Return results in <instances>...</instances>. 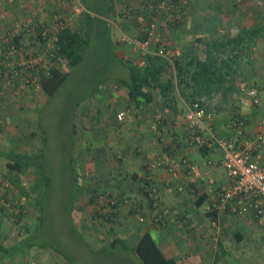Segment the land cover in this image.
Masks as SVG:
<instances>
[{
    "label": "crops",
    "instance_id": "0c3cea01",
    "mask_svg": "<svg viewBox=\"0 0 264 264\" xmlns=\"http://www.w3.org/2000/svg\"><path fill=\"white\" fill-rule=\"evenodd\" d=\"M111 2L107 8L109 15L101 21L110 25L111 46L120 66L128 72V75L118 77L113 82L116 85L110 89L113 98L120 100L124 107L117 111L120 126L115 131L114 148H110V154L105 152L100 157L96 154L86 158L89 168L86 174L91 173V176L85 189L92 197L101 193L120 199L116 210L121 217L125 212L135 214L132 211H136L137 214L141 209L151 213L153 208L146 201L147 191L151 184H156L165 206L166 223L159 228L146 222L137 224L131 232L130 229L124 231L126 236L123 237L88 240L97 248L125 242L126 245L122 246L138 259L132 248L140 234L148 231L163 253L178 264H264V224H259L253 216L213 209L214 190L230 183L226 172L221 178L217 173L220 167L226 171L222 150H215L211 145L202 149L189 144L186 120L189 103L181 97L178 89L173 93L171 106H165L158 87L151 89L154 101L150 103L137 105L130 100L122 80L129 79L130 64L142 67L147 61L139 49L120 41L124 34L144 36L150 22L156 20L168 40L166 58L169 63L162 72L165 80L175 79L172 74H166L170 69L175 72V60L187 64L194 57L206 59L208 49L215 52L219 43L218 46L225 51L221 53L220 61L224 59L227 65H233L236 72L227 79V85L232 84V87L215 95L209 102V107L215 110V117L212 131L209 129V133L205 131L203 135L210 137L212 132L217 136H230L229 121L237 114L246 120L248 134L252 137L260 130V120L264 119V0ZM82 5L85 10L78 17V29H85L90 22L88 8ZM239 35L244 36V41L235 49L222 45L225 40ZM239 82L259 89L262 97L259 106L240 103ZM120 112L125 114L122 120L118 118ZM160 115L164 117L161 134L153 128ZM158 157L174 163L178 174L174 176L166 167L156 165L154 160ZM183 158L198 165L199 175L181 163ZM256 158L264 165L263 145L257 148ZM179 185L185 187L183 192L177 191ZM127 198L135 199V203L128 205ZM89 201L93 207L91 217L95 221L103 218L99 212L102 203L93 202L91 198ZM132 234L135 238H128ZM2 242L5 244L3 238ZM255 243V247L250 246ZM1 255L0 264H9L7 256ZM253 256L258 263H249Z\"/></svg>",
    "mask_w": 264,
    "mask_h": 264
},
{
    "label": "rangeland",
    "instance_id": "374dc122",
    "mask_svg": "<svg viewBox=\"0 0 264 264\" xmlns=\"http://www.w3.org/2000/svg\"><path fill=\"white\" fill-rule=\"evenodd\" d=\"M111 1L81 0L88 8L90 17L89 24L83 29L89 39L84 60L71 70L66 82L52 97L47 99L40 85L23 87L22 82H1L0 148L40 153L38 165L44 174H41L44 178L39 195L42 220L34 238L24 239V222H36L37 206L32 201L36 197L32 195L37 194L32 193L31 201L25 202L13 181L30 189L38 179L37 173L33 168L23 173L11 172L6 160L0 159V209L5 207V211H0V220L3 224L2 238L7 244V250L0 252V258L4 253L9 264L139 262L120 242L97 248L88 240L123 237L126 236L124 231L130 229L131 232L137 224L146 223L140 222V213L128 212H125L127 217L125 214L121 217L117 215L115 222L111 224L95 221L91 217L93 207L89 201L92 196L85 189V183L91 176V173L86 174L89 169L86 158L96 154L100 157L105 152L110 154V148H114L115 131L120 126L117 111L124 107L120 100L113 98L114 94L110 89L116 85L113 82L118 77L128 75V72L120 66L115 49L111 46L108 35L110 25L101 21L109 15L107 8ZM72 4L71 0H7L0 10V41L8 39L11 34L15 35L17 30L13 26L18 28L22 22L53 29L56 16L69 14ZM78 17L72 28L78 29ZM12 56L22 59L21 55ZM15 60L11 62L12 66L18 64ZM49 65L50 61L45 60L43 66L48 68ZM61 67L68 70V62ZM18 73L25 74L23 70ZM166 74L173 75V69ZM23 78L25 77H21V80ZM243 83L239 82V87ZM225 172L222 167L218 168L220 178ZM114 198L120 204V199ZM127 199L128 205L135 203V199ZM146 201L151 202L148 196ZM21 203L26 207L25 217L22 223H16L15 213L19 212L17 205ZM160 203L165 207L162 201ZM139 211L150 214L143 209ZM74 213L78 216L77 221ZM18 238L24 239L23 242L20 243ZM128 238L135 237L132 234ZM255 245L256 243L250 246ZM253 257L249 263H258Z\"/></svg>",
    "mask_w": 264,
    "mask_h": 264
},
{
    "label": "built area",
    "instance_id": "2783aa9c",
    "mask_svg": "<svg viewBox=\"0 0 264 264\" xmlns=\"http://www.w3.org/2000/svg\"><path fill=\"white\" fill-rule=\"evenodd\" d=\"M6 1L0 0V10ZM71 1L73 4L70 13L67 15L58 14L54 21V28H45L43 32L47 36L45 49L42 48L43 44L36 25H32L30 22H22L18 26L19 32H23L25 36L21 38L19 44L11 46V54L22 56L21 60L18 58L15 61L18 62L19 66H23L25 70V78L21 80L23 87L39 86L38 72L44 67V61L51 59V56H53L52 51L55 49L57 33L62 28L72 27L78 15L85 10L80 0ZM120 41L127 46L139 49L144 54L167 56L168 53V40L162 34L156 20L150 22L144 36L124 34L121 36ZM36 66L37 75L34 76L31 69ZM18 72L19 70H16L15 74H20ZM239 91L242 105L258 106L261 104L262 97L256 86L243 83L240 85ZM124 115V112H120L118 118L122 120ZM214 117V112L202 106L199 101L188 106L186 120L189 144L199 148L211 145L215 150L221 149L223 164L230 179L228 185L214 190L212 196L213 209L221 212L231 210L239 216H253L258 223L264 224V165L259 163L256 158L257 148L264 146V119L260 120V130L252 137L248 134L246 120L241 116H233L230 119L229 127L232 129L230 136H217L210 132V137H205L203 134L205 131L209 133V129L211 130ZM163 118L159 117L153 125L154 130L160 134L162 133L161 123ZM154 162L158 166L166 167L170 174L174 176L178 174V169L174 163L166 162L161 157L156 158ZM181 163L190 168V171L195 175H199L197 164L187 158L181 159ZM158 189L156 184L149 186V191L152 194L150 200L152 201L153 211L150 214L140 211L138 213H140L139 220L141 223L149 222L151 225L161 228L166 223V212L165 207H162L160 203ZM184 190L183 185L177 186V191L183 192ZM102 200L103 202H101ZM99 202L103 205V207L100 205L99 212L106 219L105 222L111 224L117 217V214L115 217L113 213H117L118 200L113 196H103Z\"/></svg>",
    "mask_w": 264,
    "mask_h": 264
},
{
    "label": "trees",
    "instance_id": "16d2710c",
    "mask_svg": "<svg viewBox=\"0 0 264 264\" xmlns=\"http://www.w3.org/2000/svg\"><path fill=\"white\" fill-rule=\"evenodd\" d=\"M13 29L17 30L15 35L12 36L11 34L8 39L6 38L3 39V41H0V85H2V81H6L8 83H19L21 82V77L25 76L23 73L18 75L15 74L16 70L25 71L23 66H19L17 63L14 64L15 66H12V64H7L13 62L16 59L11 54V46L19 44L21 38H24L25 36L23 32H19V28H17V26H13ZM44 30L45 27L37 24V31L39 32L43 49H45V43L47 41V36L43 33ZM18 33L21 34L18 35ZM243 41L244 36L239 35L235 38L225 40L222 42V45H229L235 49V47L239 46V44H242ZM88 42L89 39L84 33L83 28L75 29L72 27H65L57 33L55 49L52 51L53 56L50 55L51 59H49L50 65L48 68H41L38 72V83L45 91L47 99L52 97L66 82L70 76L71 70L84 60V53ZM218 44L219 43H217L215 46V52L212 51V48L208 49L206 59L194 57L193 60L187 64H184L180 59L175 60V72L172 75L175 77V79L169 78L167 80L162 77V72L164 71L166 64L169 63V60L166 58V56L144 54L140 51L141 55L145 57L147 64L142 67H136L135 65L130 64L129 79L122 80V84L128 89L130 100L137 105H141L142 103H150L154 101V95L151 89L158 87L165 106H171L170 102L174 100L173 93L176 89H178L181 97L187 103H189V105L193 102L199 101L202 106L211 109L215 113V110L209 107V102L212 101L215 95L221 92H226L232 87V84L227 85V79L228 76H231L236 72V68H234L233 65H227L224 59L220 61L219 57L221 53H225V51H223V47L218 46ZM67 62L69 64V69L63 70L61 65ZM31 72L34 74V76H36L37 66L32 68ZM1 87L2 86H0V88ZM235 116H237V114ZM206 147L207 146H204L202 149H205ZM39 154L40 153L32 154L18 152L14 149L0 148V159L3 158L6 160V165L9 171L23 173L29 168H33V170L37 173L38 179L35 185L30 187V189L24 187L18 181H13V183L19 188L21 193L20 196L25 199V202L31 201L32 193L35 192L37 194L36 196L32 195L33 197H36L32 198L35 206H37L36 222H34V224L28 223V221L24 222L25 227H23V230L25 234L22 236L24 239L34 238V233L39 227V223H41L40 221L42 220L40 215L41 203L39 195L41 193L40 190L44 178V176L42 178V175L44 174L41 173V167L38 165L37 158ZM149 192L147 191V195L149 199H151L152 194ZM103 196L106 197L108 195L99 193L92 197L93 199L91 198V200L93 202L95 200L99 201ZM149 204L152 205V201ZM17 206H19L17 209L20 210L19 212L15 213L16 223H22L23 218L25 217L24 209H26V207L22 203L18 204ZM73 206H75V204ZM101 207H103L102 204ZM72 209L74 210V208ZM0 211H5V207L2 206ZM132 213H136V211H132ZM116 214V212L113 213L115 217ZM74 215L77 221L78 216L75 213ZM97 219L100 222L106 221L104 216L103 218ZM115 220L116 219H114L112 223H114ZM2 226L3 224L0 220V252H6V244L2 242ZM22 238H18L20 243L24 240H22ZM138 238L137 244L132 249L137 254L138 259L142 264H178L175 259L168 258L163 253L150 232L144 231ZM19 242L17 243L18 245ZM121 244L126 245L125 242H121Z\"/></svg>",
    "mask_w": 264,
    "mask_h": 264
}]
</instances>
